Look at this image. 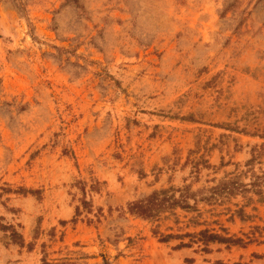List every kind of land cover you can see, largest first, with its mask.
<instances>
[{
    "label": "rangeland",
    "instance_id": "1",
    "mask_svg": "<svg viewBox=\"0 0 264 264\" xmlns=\"http://www.w3.org/2000/svg\"><path fill=\"white\" fill-rule=\"evenodd\" d=\"M225 180L159 228L209 252L129 209ZM0 224V264H264V0H0Z\"/></svg>",
    "mask_w": 264,
    "mask_h": 264
},
{
    "label": "trees",
    "instance_id": "2",
    "mask_svg": "<svg viewBox=\"0 0 264 264\" xmlns=\"http://www.w3.org/2000/svg\"><path fill=\"white\" fill-rule=\"evenodd\" d=\"M237 184L234 180H225L222 183L212 187L210 189L211 195L209 198L198 199L197 192L193 191L190 187L186 186L181 189H162L154 191L153 193L133 201L130 203L129 209L133 214L137 216L150 220L156 224V233H159L163 242H167L171 239H180L181 242L178 244V248L190 247L192 244H198L204 252L210 251V245L212 243H237L241 240H235L232 237L224 236L220 233L214 232L210 229H202L199 232H189L182 231V227L179 226V232H169L164 233L159 230L161 227V222L163 219L169 218L170 216L175 217V224L180 225L179 215L177 214V209L184 211L198 210L197 203L200 200H209L211 198H217L219 194L230 193L236 189ZM178 193V194H177ZM195 203L192 204L191 200ZM200 216V213L199 215ZM188 223L197 224L198 217L193 216L189 218ZM0 229L11 230L10 239L14 242L24 243L22 234L16 230L13 225H3L0 224ZM169 230H173L172 226L168 227ZM189 238V241L185 240ZM44 264H64L60 262H48L44 261Z\"/></svg>",
    "mask_w": 264,
    "mask_h": 264
}]
</instances>
